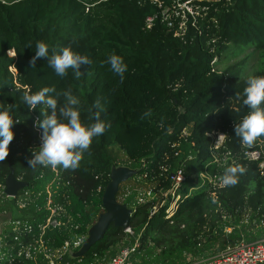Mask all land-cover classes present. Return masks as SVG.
<instances>
[{"label": "trees", "instance_id": "16d2710c", "mask_svg": "<svg viewBox=\"0 0 264 264\" xmlns=\"http://www.w3.org/2000/svg\"><path fill=\"white\" fill-rule=\"evenodd\" d=\"M177 1L186 2L192 11L174 0H0V104L10 105L20 119L10 154L0 163V184L11 168L31 190L52 175L50 166L33 169L28 164L42 141L43 130L36 122L44 117L43 105L31 109L23 101L26 92L71 89L84 106L85 123L94 122L86 109L95 112L99 100L105 109L101 119L111 124L94 140L91 157L85 153L79 169L58 167L68 184L59 187L55 197L64 202L69 220L47 230L48 244L59 246L78 234L86 237L104 210L101 196L120 152L125 165L135 169L117 192L119 197L132 191L124 200L119 198L134 208L131 231L111 223L82 256L69 251L62 264H101L136 240L134 264H187V255L216 251L242 235L264 243V165L242 156L234 132L236 122L249 112L242 103L246 80L264 76V0ZM37 41L48 43L49 55L70 46L93 63L81 65L79 79L71 69L66 77L57 76L48 66L50 57L37 59L33 68ZM29 42L32 47H27ZM247 47L258 51L259 67L251 75H243L244 59L219 67L228 50ZM113 53L128 66L122 82L109 65L101 66ZM149 109L152 116L142 120ZM212 130L225 132L216 149L215 138L206 134ZM259 141L264 144V139ZM225 151L234 156L233 163L212 161L215 152ZM237 163L247 169L238 185L215 190L198 186L202 169L222 176ZM177 168L186 178L172 195L171 176ZM42 170L45 175L38 178ZM148 189L154 196L138 201V193ZM177 194V207L168 215L166 208ZM18 210L37 220L46 215L33 206ZM76 223L78 227L71 226ZM13 264L32 262L21 259Z\"/></svg>", "mask_w": 264, "mask_h": 264}, {"label": "clouds", "instance_id": "9594fccd", "mask_svg": "<svg viewBox=\"0 0 264 264\" xmlns=\"http://www.w3.org/2000/svg\"><path fill=\"white\" fill-rule=\"evenodd\" d=\"M27 47H32L31 42ZM35 50L30 66L34 68L39 58L50 57L48 66L61 78L66 77L71 69L75 78L79 79L83 75L81 65L93 63L87 55L74 51L70 46L60 50L53 49L52 54L49 55L48 43L37 41ZM104 64L109 65L110 70L120 77L121 82L123 81L128 69L123 57L113 53L101 62V66ZM240 96L241 93L237 92L236 97ZM243 97L242 103L249 112L236 122L234 132L235 136L240 138L242 146L251 148L259 140L264 139V76L248 77L246 87L243 89ZM22 99L31 109L43 105L41 111L44 118L36 122L43 130L42 143L32 150L33 154L28 162L29 167L33 169L40 166L45 168L50 166L53 170L57 167L73 171L79 169L85 153L91 157L94 140L111 127L109 122L101 119V112L105 109L99 100L94 104L97 109L95 112L90 108L86 109L88 119L94 122L85 123L81 118V112L85 110L84 106L71 89L57 91L55 87H43L34 93L26 92ZM151 116L152 111L149 109L141 115V119ZM18 123L20 119L12 114L11 106L5 107L0 104V163L5 162L10 154V144L15 136L14 125ZM246 172L247 169L243 164L237 163L227 167L221 176V186L238 185L240 177Z\"/></svg>", "mask_w": 264, "mask_h": 264}, {"label": "built area", "instance_id": "2783aa9c", "mask_svg": "<svg viewBox=\"0 0 264 264\" xmlns=\"http://www.w3.org/2000/svg\"><path fill=\"white\" fill-rule=\"evenodd\" d=\"M153 1L160 2V0ZM151 19L152 16L147 17V23H150ZM183 133L186 132L183 131ZM206 134L215 138L213 141L215 149L223 144L225 139L224 131L212 130L206 132ZM240 151L244 158L258 160L260 167L264 165V144L260 141L251 148L241 144ZM213 157L212 161L220 164H226L227 161H230V163L235 161L234 156L229 154V151H225L222 154L215 152ZM208 163H211V161ZM50 170L52 171L51 178L49 177L45 185L35 190H31L27 183L17 193L9 194L5 191V183L0 184V264H13L20 262L21 259H28L32 264H38L39 261L44 264H62L63 256L69 251L72 254V250H76L83 242L84 235L78 234L72 239L65 238L59 246L48 244L50 238L45 236L47 230L53 227L59 228V226L69 220L64 202L55 197L59 187H63L68 183L67 181L64 182L59 175L58 167L55 170L52 168ZM44 175L45 171L42 170L37 177H43ZM16 177L22 179L21 176ZM171 177L173 179L171 188L173 195V190L186 178V175L182 168H177ZM199 179L198 186L205 185V187L213 190L221 186V175L211 174L206 169H202L199 172ZM64 188L66 189L67 187L65 186ZM147 192L152 193L150 189L144 193ZM124 196H127V193H124ZM153 196V193L150 196L147 194V197ZM178 196L179 194L172 198L166 208L168 215L177 207L176 200ZM136 199L138 201L142 200L139 196ZM9 202H12L13 205L10 206ZM30 206L35 207V211L44 210L46 212L45 217L42 220H37L33 216L27 218L19 215L20 211L18 209L29 208ZM78 225V223L71 224L75 228ZM230 229V227H225L226 231ZM124 230L131 231L130 227H126ZM137 245L138 242L136 240L132 245L122 247L115 255L103 260L101 264H130L132 262L131 255ZM205 260L204 264H264L263 239L249 241L240 237L233 241H225L214 254ZM66 264L75 263L71 261Z\"/></svg>", "mask_w": 264, "mask_h": 264}, {"label": "water", "instance_id": "95a60500", "mask_svg": "<svg viewBox=\"0 0 264 264\" xmlns=\"http://www.w3.org/2000/svg\"><path fill=\"white\" fill-rule=\"evenodd\" d=\"M132 169V168H131ZM133 173L135 169H132ZM125 176L115 172L113 168L110 171V180L105 185L102 193V206L104 210L98 215L97 219L89 226L87 235L81 245L74 250L73 256L80 257L85 251L98 239H100L108 226L113 225L126 228L130 227V218L134 208L128 207L125 202L117 199L119 181ZM5 191L9 194H15L19 189L27 185L23 179H18L11 168L4 180Z\"/></svg>", "mask_w": 264, "mask_h": 264}, {"label": "rangeland", "instance_id": "374dc122", "mask_svg": "<svg viewBox=\"0 0 264 264\" xmlns=\"http://www.w3.org/2000/svg\"><path fill=\"white\" fill-rule=\"evenodd\" d=\"M174 1L177 5H179V7L191 10V6L189 4H187L186 2L180 3L177 0H174ZM240 59H244L243 67H245V68L243 70L244 71L243 75H245V76L251 75L259 67L258 51L251 48V47L236 48V49L228 50L227 53L225 54L224 58H223V62L221 64H219V67L220 68L224 67L227 64L239 61ZM119 157L120 158L117 159V162L115 164H113L112 168H113V170H115V172L120 173L122 176L123 175L125 176V178H123V180L121 179L119 181V186H121V189H124V185H121V182L127 181L129 177H131L132 175L135 174V172L133 173V170L129 166L125 165V163L123 161V159H124L123 153L120 152ZM126 193H127V195H129L132 193V191H129V193H128V190H127ZM147 194H148V196L152 195V193H150V192L149 193L148 192L147 193L141 192V193H138L137 196H139L141 199H143V198H147ZM126 197H128V196H124V194H122L121 196L117 197V199L119 200V198H120V200L121 199L124 200ZM242 237L244 238L243 235H242ZM213 253H214V250L212 249L210 251H207L206 253L199 254L196 257H194L192 255H191L192 257H190L187 255L186 256L187 264H204V262L206 260L203 258H205V257L207 258V255H210ZM72 255H73V253H72ZM130 264H134V262H131Z\"/></svg>", "mask_w": 264, "mask_h": 264}, {"label": "crops", "instance_id": "0c3cea01", "mask_svg": "<svg viewBox=\"0 0 264 264\" xmlns=\"http://www.w3.org/2000/svg\"><path fill=\"white\" fill-rule=\"evenodd\" d=\"M216 251H217V250H216ZM216 251H214V253H215ZM214 253H213V254H214ZM211 255H212V254H210V255H207V257H209V256H211ZM190 257H192V256H190ZM131 258H132V256H131ZM203 259H206V257H205V258H203ZM134 260H135V259H133V258H132V262H134Z\"/></svg>", "mask_w": 264, "mask_h": 264}]
</instances>
